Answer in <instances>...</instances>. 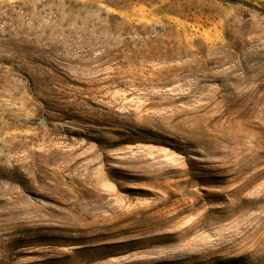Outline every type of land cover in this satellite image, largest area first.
Segmentation results:
<instances>
[{
    "label": "rangeland",
    "instance_id": "374dc122",
    "mask_svg": "<svg viewBox=\"0 0 264 264\" xmlns=\"http://www.w3.org/2000/svg\"><path fill=\"white\" fill-rule=\"evenodd\" d=\"M0 264H264V0H0Z\"/></svg>",
    "mask_w": 264,
    "mask_h": 264
}]
</instances>
